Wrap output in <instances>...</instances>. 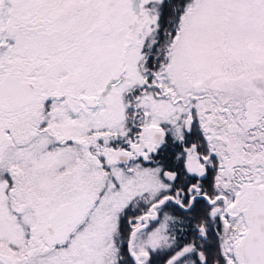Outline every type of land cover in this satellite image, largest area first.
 <instances>
[{"label":"snow or ice","instance_id":"6c2138e0","mask_svg":"<svg viewBox=\"0 0 264 264\" xmlns=\"http://www.w3.org/2000/svg\"><path fill=\"white\" fill-rule=\"evenodd\" d=\"M0 264H264V0H0Z\"/></svg>","mask_w":264,"mask_h":264}]
</instances>
